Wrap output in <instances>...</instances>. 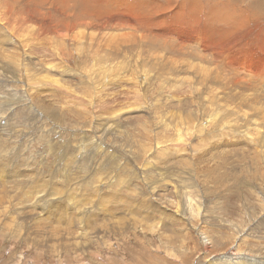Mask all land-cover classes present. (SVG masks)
Wrapping results in <instances>:
<instances>
[{
	"label": "rangeland",
	"instance_id": "obj_1",
	"mask_svg": "<svg viewBox=\"0 0 264 264\" xmlns=\"http://www.w3.org/2000/svg\"><path fill=\"white\" fill-rule=\"evenodd\" d=\"M54 1L0 9V264H264V0Z\"/></svg>",
	"mask_w": 264,
	"mask_h": 264
},
{
	"label": "bare ground",
	"instance_id": "obj_2",
	"mask_svg": "<svg viewBox=\"0 0 264 264\" xmlns=\"http://www.w3.org/2000/svg\"><path fill=\"white\" fill-rule=\"evenodd\" d=\"M69 0H55L53 3H52V8L55 9L57 12H61V13H64L63 11V3L67 2ZM46 2V0H0V9L1 8H4V7H7L8 9H13V6L15 4H17L19 6V8L21 9L20 13H27V14H30L33 18L37 19L39 18L42 14H41V11H40V7L42 5H44ZM24 4V6H23ZM104 6V5H103ZM74 8L76 10V13H75V18H76V21L78 24H81L83 21H82V17H88L90 15H94L97 19L100 20V23H102V17L105 16L106 18H110L112 15L114 16V18L118 19L113 13H109L110 11L107 10L106 6H104V9L103 11L101 12L100 10V4H99V0H89V1H85V2H77L75 5H74ZM14 19H11V21H13ZM25 20H19V22H24ZM120 23V22H118ZM25 25L27 23H24ZM67 25V29H68V32L67 33H61L59 32V30H56L55 33H61L59 34L58 38L61 40H57L55 43L57 44V46L60 48V49H57L56 50V54L59 52L58 50H60L62 53H64L65 49L68 47L67 45V41H70L71 38L73 36H71L72 32L76 29L75 27L77 25H74L73 22H67L66 23ZM89 25V24H88ZM93 25V24H92ZM105 26L107 25V23L104 24ZM95 26V25H94ZM50 27V25L47 26V28ZM64 27V26H63ZM122 28H125V26H123ZM31 30V29H30ZM119 29L117 28L116 31H118ZM120 32V31H118ZM71 33V34H70ZM76 33V32H75ZM82 33V32H81ZM86 33V32H84ZM44 33H41V35H43ZM78 34H80V32H78ZM74 35V34H73ZM110 35V34H109ZM79 36V35H78ZM80 36H84V35H80ZM86 36V35H85ZM85 36L83 37L85 39ZM32 37H35V35H31L30 36V39H33ZM75 37V36H74ZM57 38V37H56ZM117 36L113 35L110 37V43L113 44V41L114 39H116ZM51 40L53 41V39L51 38ZM82 40V39H80ZM28 41V40H27ZM26 40L24 41L27 45H25V48H27L28 44H29V48H28V51H27V54L26 55H29L30 57V64H32L34 61L33 57H32V51H34V46L35 44L33 42L30 43L29 41L27 42ZM121 41L125 42V43H128V41H126L125 39L121 38ZM100 48H102L100 46ZM68 49V48H67ZM26 51V50H25ZM104 51V49H103ZM70 52V51H69ZM80 52H81V49H80ZM82 53V52H81ZM69 55V54H68ZM78 55V54H77ZM113 55V54H112ZM64 56V55H63ZM80 67L82 68L83 65L81 64ZM167 70V69H166ZM59 83L60 81H55L54 79L50 80V84L54 85ZM60 84V83H59ZM58 84V85H59ZM41 86V85H40ZM51 86V85H49ZM43 87V86H42ZM63 87V86H62ZM67 91H68V88H67ZM39 92V91H38ZM60 92V91H59ZM39 95V93H38ZM40 98V97H39ZM39 98L37 97V99L39 100ZM47 98V97H46ZM40 101V100H39ZM52 100H47V103H51ZM54 103V102H52ZM51 103V104H52ZM41 104V103H40ZM58 104V103H57ZM42 107L44 106H47L44 102L43 104H41ZM56 106V105H55ZM61 109V108H60ZM47 111L50 112V113H53L54 111H52L49 106L47 107ZM119 111V110H118ZM121 112H124V111H121ZM59 113V112H58ZM54 114V113H53ZM117 113L114 112V116H117L119 115V113L116 115ZM55 115V114H54ZM57 116V115H56ZM235 166H233V173H238V172H235ZM240 169V168H239ZM238 171V169L236 170ZM237 174H235L236 176ZM263 189V188H262ZM213 241V240H212ZM240 250V249H239ZM222 264V263H221ZM237 264H246V261L243 259V260H239L237 261Z\"/></svg>",
	"mask_w": 264,
	"mask_h": 264
}]
</instances>
